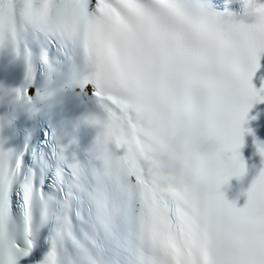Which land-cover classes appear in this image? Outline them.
<instances>
[{
    "label": "snow or ice",
    "instance_id": "obj_1",
    "mask_svg": "<svg viewBox=\"0 0 264 264\" xmlns=\"http://www.w3.org/2000/svg\"><path fill=\"white\" fill-rule=\"evenodd\" d=\"M241 4L251 23L211 0H0V264H264V167L237 207L153 155L186 112L222 138L200 169L227 151L216 182L244 175L264 3Z\"/></svg>",
    "mask_w": 264,
    "mask_h": 264
},
{
    "label": "clouds",
    "instance_id": "obj_2",
    "mask_svg": "<svg viewBox=\"0 0 264 264\" xmlns=\"http://www.w3.org/2000/svg\"><path fill=\"white\" fill-rule=\"evenodd\" d=\"M228 2L225 0V4ZM144 119L150 122L154 117L146 113ZM164 136L165 144L153 153L161 171L173 181L187 185L201 199L225 192L228 183H218L214 177L231 172L234 162L229 152H219L210 161L207 172L199 167L201 159L217 153L222 142L220 131L210 119L180 112L164 130ZM253 211L262 212L264 207L257 206Z\"/></svg>",
    "mask_w": 264,
    "mask_h": 264
}]
</instances>
